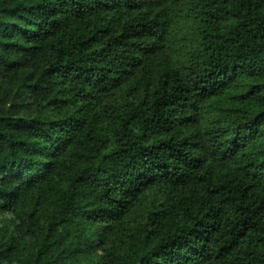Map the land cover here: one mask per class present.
<instances>
[{"label":"trees","instance_id":"obj_1","mask_svg":"<svg viewBox=\"0 0 264 264\" xmlns=\"http://www.w3.org/2000/svg\"><path fill=\"white\" fill-rule=\"evenodd\" d=\"M216 125L211 171L149 174ZM201 257L264 264V0H0V264Z\"/></svg>","mask_w":264,"mask_h":264},{"label":"clouds","instance_id":"obj_2","mask_svg":"<svg viewBox=\"0 0 264 264\" xmlns=\"http://www.w3.org/2000/svg\"><path fill=\"white\" fill-rule=\"evenodd\" d=\"M99 2L100 0H75V2L74 0H67V6L77 7L79 4L86 3L89 8H95ZM104 2L111 3V0H104ZM105 65L98 66L93 76L94 80H100L98 87H104L105 85L110 86L108 77H114L123 71V68L119 63L109 65L105 62ZM101 67L105 68L104 72L100 71ZM107 67H111L113 71L106 75ZM182 83L185 87L190 89H193V86L196 84L195 81H183ZM216 128H220V132H217L215 130ZM48 131L53 138L52 147L55 149L56 144L58 143L55 137L58 133L55 129H49ZM221 132H223V127L216 125L209 130L208 135H203V132H201V135L194 136L187 146L180 142L183 137L176 136V138L172 140L170 146L165 145L159 149V151H153L151 156H146L145 158L149 163L145 165V167L149 169L150 175L157 177L156 166L166 165L167 167L164 168V171L172 180L176 182H194L196 178L204 175L205 172L211 171L212 168H215L213 161L218 160L219 156L228 148V145L224 143L225 136L221 135ZM154 142L158 143L159 141L157 140ZM193 144L196 146L193 147ZM183 153H187V155H184ZM193 157L196 159H193ZM201 162H203V168L199 166ZM117 178L127 184L138 183L135 177L118 175ZM145 179H147V176H145ZM211 252L212 249L209 248L206 255L211 254ZM201 259L203 264H211L210 261L204 260L203 257H201Z\"/></svg>","mask_w":264,"mask_h":264}]
</instances>
